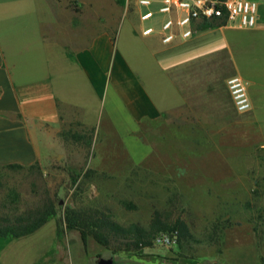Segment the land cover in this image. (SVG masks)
<instances>
[{"label":"rangeland","instance_id":"374dc122","mask_svg":"<svg viewBox=\"0 0 264 264\" xmlns=\"http://www.w3.org/2000/svg\"><path fill=\"white\" fill-rule=\"evenodd\" d=\"M44 1L27 0L46 21L57 10L65 22L68 8L77 26L67 35L78 37V47L108 33L121 49L134 52L133 65L140 72L138 57L151 56L155 47L166 72L178 74L184 100L162 117L140 123L136 131L117 130L96 112L90 116L93 123L50 122L60 142L41 166L46 178L60 185L57 213L30 236L0 238V264H95L110 256L113 264H220L217 257L202 260L241 247L257 252L264 263V124L238 113L225 86L234 72L220 28L235 25L199 22L191 39L164 44L159 32L169 15L159 13L155 0L150 7L139 6L140 0H71L61 9L53 0L48 6ZM147 10L154 16L142 22L141 12ZM148 26L155 29L151 37L133 36H143ZM62 34L52 33V41L59 42ZM236 35H228L234 46ZM174 53L179 54L178 71L171 69ZM261 99L256 98L258 107L264 104ZM89 208L107 210L123 225L145 224L155 210L165 211L185 220L193 239L185 246L178 237L175 245L155 240L136 254H112L92 237L84 241L78 230L67 228L68 209Z\"/></svg>","mask_w":264,"mask_h":264},{"label":"crops","instance_id":"0c3cea01","mask_svg":"<svg viewBox=\"0 0 264 264\" xmlns=\"http://www.w3.org/2000/svg\"><path fill=\"white\" fill-rule=\"evenodd\" d=\"M69 1L45 0L44 5L51 2L61 9L62 3ZM251 1L258 4L256 25L220 28L221 46L233 75L248 84L252 102L249 118L264 124V104L258 107L256 102V98L264 102V0ZM32 4L27 0H0V165L45 166L52 158V146L60 142L52 136L50 122L93 123L90 116L96 112L105 114L117 130L136 131L140 123L156 120L182 104L178 74L166 72L155 47L151 56L138 57L143 64L140 72L133 65L136 55L131 49H121L118 39L114 42L108 33H101L78 47V37L67 35L66 30L72 34L77 26L76 16L73 20L68 8H63L65 22L57 10L54 19L46 21ZM57 31L63 33L59 42L51 37ZM234 33L235 46L228 36ZM133 36L145 40L151 37ZM170 60L172 71H178L179 54H172ZM116 103L121 107H115ZM246 256L250 260L244 262ZM213 257L221 259L220 264H264L257 252H244L243 247L202 261Z\"/></svg>","mask_w":264,"mask_h":264},{"label":"trees","instance_id":"16d2710c","mask_svg":"<svg viewBox=\"0 0 264 264\" xmlns=\"http://www.w3.org/2000/svg\"><path fill=\"white\" fill-rule=\"evenodd\" d=\"M220 26L224 19H214ZM60 185H53L40 163L0 165V238L20 239L42 228L56 213ZM67 228L78 230L84 241L92 237L112 254L139 253L154 245L158 234L177 233L179 245L193 239L189 226L180 217L155 210L145 224L134 222L123 225L104 209H68Z\"/></svg>","mask_w":264,"mask_h":264},{"label":"built area","instance_id":"2783aa9c","mask_svg":"<svg viewBox=\"0 0 264 264\" xmlns=\"http://www.w3.org/2000/svg\"><path fill=\"white\" fill-rule=\"evenodd\" d=\"M159 4V13L169 15L162 22L159 32L164 44H171L178 38L189 40L194 36V26L203 21L224 19L239 28H252L257 21V2L251 0H155ZM152 0H140L139 6L150 7ZM154 12H141V21L153 18ZM155 29L151 26L142 29L143 36H151ZM227 89L238 113H247L252 109L247 82L239 75H232L226 81ZM177 233L159 234L157 242L175 245Z\"/></svg>","mask_w":264,"mask_h":264},{"label":"water","instance_id":"95a60500","mask_svg":"<svg viewBox=\"0 0 264 264\" xmlns=\"http://www.w3.org/2000/svg\"><path fill=\"white\" fill-rule=\"evenodd\" d=\"M95 264H113V257H99L95 260Z\"/></svg>","mask_w":264,"mask_h":264}]
</instances>
